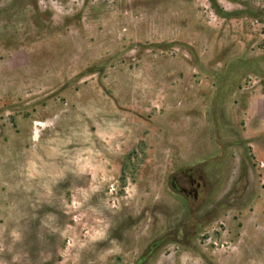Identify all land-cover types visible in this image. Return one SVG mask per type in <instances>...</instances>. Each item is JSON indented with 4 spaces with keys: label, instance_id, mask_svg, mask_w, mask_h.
<instances>
[{
    "label": "rangeland",
    "instance_id": "obj_1",
    "mask_svg": "<svg viewBox=\"0 0 264 264\" xmlns=\"http://www.w3.org/2000/svg\"><path fill=\"white\" fill-rule=\"evenodd\" d=\"M0 264H264V0H0Z\"/></svg>",
    "mask_w": 264,
    "mask_h": 264
}]
</instances>
